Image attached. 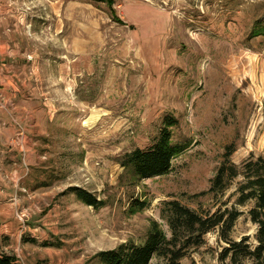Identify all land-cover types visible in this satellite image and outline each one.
Listing matches in <instances>:
<instances>
[{"label":"rangeland","instance_id":"1","mask_svg":"<svg viewBox=\"0 0 264 264\" xmlns=\"http://www.w3.org/2000/svg\"><path fill=\"white\" fill-rule=\"evenodd\" d=\"M0 25L20 59V119L37 140L27 178L12 152L2 159L0 256L103 264L101 252L142 243L151 221L170 237L168 201L204 216L234 207L229 238L256 245L254 203L235 202L243 164L264 159V0H0ZM166 116L188 148L168 174L136 182L120 162L148 147ZM228 149L238 176L209 193ZM133 199L148 207L131 214ZM225 247L215 229L180 263L231 264Z\"/></svg>","mask_w":264,"mask_h":264},{"label":"trees","instance_id":"2","mask_svg":"<svg viewBox=\"0 0 264 264\" xmlns=\"http://www.w3.org/2000/svg\"><path fill=\"white\" fill-rule=\"evenodd\" d=\"M178 121L172 116H166L162 122L158 137L144 149H135L126 154L120 162L123 170L127 171L136 182L144 179L160 177L171 170L172 161L181 155L188 145L174 143L172 129L177 127ZM232 151L224 155L225 161L218 169L212 181L209 193L223 190L224 179H233L238 176L236 167L230 163ZM242 176L244 182L239 186L235 204L245 205L252 201L253 207L248 214L253 224L257 225L255 235L256 245L248 244V239L239 242L229 238L236 220L242 212L236 208L217 211L212 215H201L182 206L178 201L164 202L161 207V219L166 223L170 237L161 229L156 221H151L144 241L140 244L125 243L117 248L101 252L98 256L103 264H151L159 260L160 264H181L191 248L199 247L204 237L215 229H220V238L227 244L221 254V260H229L231 264H243L250 260L253 264H264V159H249L243 164ZM71 191L76 198L86 206L99 209L101 201L87 191L73 188ZM148 207V202L133 199L130 202L129 212L137 214ZM31 242L37 243L35 240ZM41 246H54L44 242ZM14 256L1 255L0 264H17Z\"/></svg>","mask_w":264,"mask_h":264},{"label":"crops","instance_id":"3","mask_svg":"<svg viewBox=\"0 0 264 264\" xmlns=\"http://www.w3.org/2000/svg\"><path fill=\"white\" fill-rule=\"evenodd\" d=\"M5 34L4 25L2 27L0 25V171L3 170V157H10V152H12L18 157L19 166L27 167V172L21 174L22 176L19 178H27L28 166H34L33 162L37 163V140H35L33 133L31 135V128L25 129L24 119H20V109L16 95L18 91L16 84L20 80L18 77L20 59L9 45ZM12 116L16 117L17 125L11 120ZM30 138L33 139V142L28 140ZM32 158L36 160L33 161ZM17 175L16 169L13 176ZM13 205L17 207L18 201H15ZM28 257V259L34 260L32 255L28 254Z\"/></svg>","mask_w":264,"mask_h":264}]
</instances>
